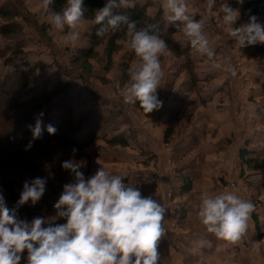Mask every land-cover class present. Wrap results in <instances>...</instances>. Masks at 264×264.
<instances>
[{
  "label": "rangeland",
  "instance_id": "1",
  "mask_svg": "<svg viewBox=\"0 0 264 264\" xmlns=\"http://www.w3.org/2000/svg\"><path fill=\"white\" fill-rule=\"evenodd\" d=\"M137 1L147 4L149 14L160 9L164 22L170 23L162 0ZM185 3L188 14L203 21V32L216 55L213 59L202 57L179 28L171 38L187 46V53L177 54L167 45V54L160 57L164 77L158 92L163 107L145 114L139 102L126 104L120 96V89L130 79L128 68L140 61L128 47L127 31L109 29L91 46L94 20L84 18L78 28L80 39L66 43L69 29L60 32L47 23L41 12L42 0H0L8 14L0 15V48H7L0 57V77L21 67L22 58L37 62L41 69L36 68L38 75L31 86L40 87L45 78L52 83L66 82L64 91L53 99L51 112L58 108V101L69 100L74 120L83 123L78 124L80 133L89 129L85 123L91 111L97 108L101 115L93 122L95 138L75 153L57 141L33 143L28 150L18 147L17 156H13V148H5L0 152V190L12 208L25 180L46 178L41 200L35 206L23 205L18 215L29 221L43 217L47 226L63 219L53 205L63 186L74 181L62 162L73 159L86 178L102 165L168 209L163 221L167 235L158 245L159 264H264V44L239 48L225 34L222 19L217 17L226 0H216L213 11L217 16L207 13V0ZM235 9L240 12L237 26L247 22L241 7ZM5 27L16 32L5 35L1 33ZM226 62L236 68L235 77L224 70ZM68 70L83 76L67 75ZM5 102V106L10 104V100ZM9 120L0 116L5 129ZM167 128L171 134L165 142ZM6 133L4 143L17 136L10 124ZM108 139H126L128 144L109 143ZM242 149L248 150L244 157ZM245 158H254L257 169L248 167ZM186 186L190 190L184 192ZM222 192H233L253 203L260 239L251 214L247 232L238 242L217 239L207 232L198 218L200 198Z\"/></svg>",
  "mask_w": 264,
  "mask_h": 264
},
{
  "label": "clouds",
  "instance_id": "2",
  "mask_svg": "<svg viewBox=\"0 0 264 264\" xmlns=\"http://www.w3.org/2000/svg\"><path fill=\"white\" fill-rule=\"evenodd\" d=\"M240 4L244 0H238ZM54 0H42L41 12L47 23L57 31L69 29L64 37L66 43L80 39L79 26L85 18L84 0H66V6L56 11ZM216 0H207L209 16ZM135 7V0H107L96 10L95 35L103 36L126 28L130 37L128 47L140 58L138 64L128 68L129 82L120 89V96L126 104L136 105L145 114L163 107L158 89L164 77L160 57L167 54L168 46L161 38L159 26L147 24L137 27L126 12L116 9ZM166 19L177 25L188 37L192 48L202 57L213 59L215 50L203 32L204 23L188 14L185 0H162ZM220 16L225 34L236 42L239 48L264 44V24L256 15H250L247 22L240 23V12L229 4L220 5ZM224 70L231 76L237 75L231 62ZM119 88L120 86L117 85ZM44 113L36 115L35 124L28 125L33 141L42 138ZM47 132L54 135L57 129L48 124ZM78 149L73 148L72 152ZM98 163V162H97ZM99 164V163H98ZM62 168L74 176L72 183H66L53 207L56 215L65 223H48L43 217L31 221L21 219L18 210L25 204L35 206L46 191L47 180L35 177L25 180L19 199L14 207L7 206L0 190V264H159L158 245L167 235L163 221L168 209L152 196H143L139 188L125 183V177L112 174L100 165L93 175L86 178L80 171L81 165L73 159L62 162ZM254 205L234 194L222 192L200 198L198 218L208 233L217 239L238 242L248 228Z\"/></svg>",
  "mask_w": 264,
  "mask_h": 264
},
{
  "label": "trees",
  "instance_id": "3",
  "mask_svg": "<svg viewBox=\"0 0 264 264\" xmlns=\"http://www.w3.org/2000/svg\"><path fill=\"white\" fill-rule=\"evenodd\" d=\"M107 0H84V6L86 7L85 18L94 20L95 12L98 8L103 7ZM227 4L232 6L233 8L241 7V13L243 15V19L248 21L250 15H256L261 23H264V0H244L243 4H240L238 0H226ZM66 6V0H54V4L52 7L56 11H60L63 7ZM116 11L126 12L133 20L137 21V27H144L147 24H156L159 26L161 32V38H163L167 45L177 54H186L187 50L185 47L181 46L177 41L171 38V35L175 33L179 27L177 25L168 23L166 24L161 16V10H157L154 14H149L147 12V4L139 3L135 0V7L128 9H116ZM0 15L6 16L2 8L0 7ZM98 25L93 24L91 32H90V41L91 46H94L98 43L100 37L95 35L96 28ZM121 31H127L126 28H122ZM16 32L14 28H3L1 33L5 35L13 34ZM7 51V48H0V57ZM89 51V49H84L83 52ZM90 54L89 52L86 53ZM17 55V54H15ZM87 55H85L87 57ZM21 67H15L11 70L5 72V74L0 77V116H7L10 120L7 122L8 127L9 124L15 127L17 132V136L14 137V141L11 143H4V139L6 133L5 125L0 124V152L4 153L5 148L11 147L13 148V156H17L18 151L16 148L24 147L28 145L29 141L32 140V132L29 130L28 125L35 124V118L38 113H44L42 117L43 121V135L42 138L36 139L33 143H39L41 141H54L61 145L70 146L72 148H83L87 146L96 135L94 127V121L99 120L101 117L99 109L95 108L91 111V114L87 116V121L85 126L89 129L87 132L80 133L79 128L83 124L82 121L74 120L75 114L72 112L71 103L69 100L62 99L60 102H57L58 108L56 111L51 112V105L53 103V99H56V95H59L60 92H63V86H65L64 82H55L52 83L50 79H43L40 87L31 86V80L37 78L38 73L36 72V68L41 69V65L36 63H31L27 59L22 58L20 61ZM67 75L76 74L79 77H82L83 74L77 71H65ZM11 81H15L12 87H8ZM60 81V80H59ZM91 91V90H90ZM92 92V91H91ZM94 93V92H92ZM95 94V93H94ZM97 95V94H96ZM99 96V95H98ZM100 97V96H99ZM10 100V104L6 106L5 101ZM104 101V100H103ZM5 110V111H4ZM113 116H117L115 112H113ZM81 123L80 126L78 124ZM48 124L53 125L57 132L54 135H50L47 132L46 126ZM170 128H167L164 134L163 140L165 142L168 141V138L171 134ZM69 130V133L67 132ZM109 143H119L121 145L126 146L128 144L126 139H120L116 141L115 139H108ZM4 143V144H3ZM5 147H4V146ZM241 157H244L245 154L248 153V150H241ZM254 158H245V164L252 169H257L258 164H255ZM190 190L189 186H186L183 190L187 192ZM254 226L256 231L258 232L259 239L262 237V234L259 231V221L256 213H251Z\"/></svg>",
  "mask_w": 264,
  "mask_h": 264
},
{
  "label": "water",
  "instance_id": "4",
  "mask_svg": "<svg viewBox=\"0 0 264 264\" xmlns=\"http://www.w3.org/2000/svg\"><path fill=\"white\" fill-rule=\"evenodd\" d=\"M66 222V220H64V219H61V220H56L55 222H54V224H56V223H65ZM23 264V263H22Z\"/></svg>",
  "mask_w": 264,
  "mask_h": 264
}]
</instances>
